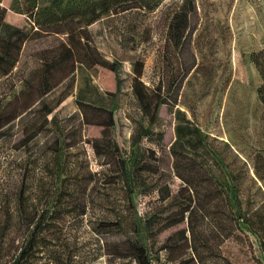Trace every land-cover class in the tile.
<instances>
[{"label":"rangeland","instance_id":"obj_1","mask_svg":"<svg viewBox=\"0 0 264 264\" xmlns=\"http://www.w3.org/2000/svg\"><path fill=\"white\" fill-rule=\"evenodd\" d=\"M102 1L0 0L2 21L27 31L14 44L2 39L0 26V48L17 56L12 72L0 78L1 103L23 88L22 79L41 65L45 51L67 40V31L82 49L116 66V75L91 66L89 53L81 51L74 81L64 80L43 98L56 104L70 90L47 122L37 102L0 128V264H10L25 245L32 227L25 220L40 216L45 224L38 243L22 264H137L117 252L132 224L117 160L97 155L92 146L104 136L117 143L115 152L127 162L139 150L145 163L158 167L157 174H139L132 194L154 264H264V178L253 167L264 157V102L252 60L264 48V0H120L108 12H102ZM82 9L100 16L82 27L84 18L57 21ZM180 15L187 28L175 40L169 27ZM138 69L148 90L166 99L151 125L133 93ZM83 103L92 107L87 114ZM97 106L112 110V125L87 122L86 115L105 117ZM184 118L198 129L201 142L192 137L190 149L177 158L176 127ZM38 123L43 128L27 141L25 134ZM147 126L150 134L138 140ZM190 159L195 165L207 160L202 168L214 179L196 181L204 195L200 202L175 167L190 175L183 171ZM214 183L225 192L223 214L220 199L212 196ZM158 187L168 195L161 196ZM189 194L193 212L168 226ZM234 221L236 228L226 236ZM106 224L116 227L103 230Z\"/></svg>","mask_w":264,"mask_h":264},{"label":"trees","instance_id":"obj_2","mask_svg":"<svg viewBox=\"0 0 264 264\" xmlns=\"http://www.w3.org/2000/svg\"><path fill=\"white\" fill-rule=\"evenodd\" d=\"M119 3L120 0H103L100 3L102 12L110 11L111 8ZM94 12V9H82L80 11H73L69 13V16L66 19H63L65 18L64 16L57 21L65 23L70 19L81 20V18H84V23L79 25V27H82L84 25L92 23L100 16V11L97 13ZM1 15L2 14H0V16ZM180 16L181 17L176 16L175 22L171 23L169 27L175 40L183 39L185 34L184 32L187 28V18L183 17V15ZM0 21V26L3 29L4 33L2 37L3 40L12 42L14 44H20L26 39L27 31L25 29L13 25L8 21H2V16L0 17ZM54 21L56 22V20ZM67 34V40L61 41V43L59 44V48L53 50L52 53L49 50L45 51V54L41 59V65L31 69L29 73L22 79L24 82V86L19 92L14 93L12 97L5 103H1L3 97L0 96V128L13 122L24 112L32 109L37 102L40 103V107L43 109V119L45 120V122H47V116L53 112L55 105L70 93V90L64 92L62 96L57 100L56 104L50 105L43 101V98L64 80L69 79L71 83L72 81H74L76 68L75 64L78 61L82 62L81 51L84 53H89V56L91 57V66L100 64L112 70L116 75V66L114 65V63L102 61L98 56V52H95V50L93 49H89V47H85V49H82L81 46L78 45V43L80 44V42L77 43L74 39H72V37H69L71 34L73 36V32L67 31ZM252 60L262 79V83L258 88V94L262 102H264V48L254 51L252 53ZM16 62L17 56L14 53L0 48V78L3 76H8L12 72V69L15 66ZM140 74V69L136 70V75L133 81V93L140 109L147 117L148 124L151 125L157 119L160 106L166 101V99L162 97L160 91L150 92L143 81H141ZM81 106L83 110L86 111V114L87 110L89 108H92L90 107L89 103H83ZM94 108H97L99 112L104 113L105 117H107H104L105 119L102 117L91 118L89 117V115H86L87 122L91 124L96 123L107 126H110L114 123L113 113L111 109L106 111L101 106H97ZM53 117L54 115H52L50 119H52ZM43 126L44 123H38L30 133L25 134V139L27 141L30 140L38 131L43 128ZM176 132L178 139L173 146L175 147V149L173 148V151L177 158V152H180L187 147L190 149L189 142L191 141L192 137H197L199 142H201L198 129L194 125H191L189 120L185 118L182 119L180 123H178ZM149 134V126L142 128L139 133L138 140L140 138L148 136ZM92 146L97 155L105 156L108 158L113 157L117 160V163L119 165L117 176L123 184L122 196L125 201L126 211L129 213L131 218L132 227L131 230H129V232H131V235L126 238L122 247H118V254H120V256L132 257L137 264H154L151 259L149 247L144 243L140 234L136 215V202L133 201L132 194L135 189V184L139 178V174L147 172L157 174L158 167L154 164L150 165L149 163H145V161L141 159V153H139V150H135L130 158V161L127 162V158H125L124 154L115 152V149L118 145L110 137L104 136L100 139L94 138L92 140ZM189 162L190 166H183V171H189L190 173L188 174L190 175L180 173L179 164L175 165V167L178 172V176H180L183 181L186 182L185 186H187V188H189V190H191L192 192L194 191V195H198V199H196L198 200V202H200L199 198L203 194H198L196 181L200 177H206L209 180L214 179L213 177H208L206 169L202 168V166L207 164V160H203L202 162H200V165H195V159L194 161L190 159ZM253 167L255 174L260 178H264V157L260 158V164H254ZM217 186L218 185L214 183L213 190L211 192H213V197L220 199L219 201L221 213L223 214L224 205L226 204V201H224L225 192L223 186H220V189ZM160 188L161 187H158V191L160 190ZM160 195L165 197L168 194L164 195L161 189ZM194 195L189 194L190 199L187 205L180 206L175 209L176 216L171 218V216L169 217V215H167V218H171L168 226L182 221L185 217L186 212L188 217L191 215L195 207V205H191V201L195 200L193 199ZM149 222L150 217L143 221L146 228L149 227ZM235 222L236 221H234L233 224L229 225V229L226 233H224L226 234V236L230 235L233 229L236 228ZM25 223L27 226L32 225V227L30 228V233L25 245L21 247L20 251L10 264H22L28 257L32 249H34L36 244L38 243L37 235L42 229V226L45 224V220L43 216H40L35 222L33 220H25ZM115 227V225L106 224L103 227V230L110 231L111 228L115 229Z\"/></svg>","mask_w":264,"mask_h":264}]
</instances>
